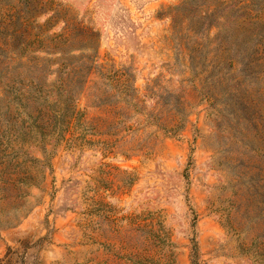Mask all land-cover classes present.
I'll list each match as a JSON object with an SVG mask.
<instances>
[{"label": "rangeland", "instance_id": "rangeland-1", "mask_svg": "<svg viewBox=\"0 0 264 264\" xmlns=\"http://www.w3.org/2000/svg\"><path fill=\"white\" fill-rule=\"evenodd\" d=\"M233 2L0 0V171L50 163L0 189V264H264V52Z\"/></svg>", "mask_w": 264, "mask_h": 264}, {"label": "trees", "instance_id": "trees-1", "mask_svg": "<svg viewBox=\"0 0 264 264\" xmlns=\"http://www.w3.org/2000/svg\"><path fill=\"white\" fill-rule=\"evenodd\" d=\"M228 2L229 1H221V3H227V6ZM227 8H229V6ZM231 10L236 11V20L239 26H255V29L252 32L254 46H256L257 50H262L261 52H264V33L263 31H255L264 26V9H254L248 2L242 3L241 0H234ZM241 102L245 103L247 102V99L243 98ZM250 105H253L260 110H263V107L261 106H264L257 104L255 101H249V106ZM47 157L48 156L45 155L44 160L34 157L30 159L31 163L29 165H27V163H17L12 171L6 175H3L5 174L4 171H0V175L2 176L0 179V182L2 183L0 189L12 192V194L17 197L28 195L29 193L27 192V189L32 185H36L34 183L35 175L42 174L43 178H45L46 174L44 169L47 166H50ZM16 208H20V206H16Z\"/></svg>", "mask_w": 264, "mask_h": 264}]
</instances>
